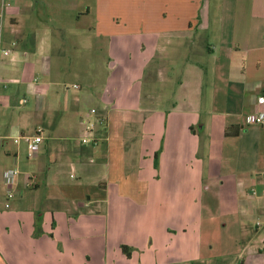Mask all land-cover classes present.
Returning a JSON list of instances; mask_svg holds the SVG:
<instances>
[{
  "label": "crops",
  "instance_id": "crops-1",
  "mask_svg": "<svg viewBox=\"0 0 264 264\" xmlns=\"http://www.w3.org/2000/svg\"><path fill=\"white\" fill-rule=\"evenodd\" d=\"M68 1L108 38L107 75L66 104L37 80L27 108L0 77V264H264V125L245 123L264 95V0ZM48 2L0 0V34L56 81ZM30 124L43 141L23 170Z\"/></svg>",
  "mask_w": 264,
  "mask_h": 264
},
{
  "label": "rangeland",
  "instance_id": "rangeland-1",
  "mask_svg": "<svg viewBox=\"0 0 264 264\" xmlns=\"http://www.w3.org/2000/svg\"><path fill=\"white\" fill-rule=\"evenodd\" d=\"M11 2V0H7ZM48 7L46 9V13H43V20L40 33L47 34L46 38L49 39L50 42V51L52 53L51 57L56 59V55L54 54V47L59 45L62 49V56L60 63L63 65L61 72L58 75L56 81H51L50 78H46L40 73L31 69H28V64L26 60L32 58L35 54L30 53L26 56L22 55V52L14 48L12 54L8 58H2L0 60V77L2 78L1 82L6 89L8 88V92L14 91L15 100L19 103L17 106H22V100L30 96L31 88L26 89V87H31L36 85L37 80L40 83L43 82H55L56 85H46L45 92L48 94H56L58 101L61 103H67L73 96L75 97L78 92L72 89L71 85L76 82H82L85 86L82 92L87 93L89 91L90 85L92 81L97 82L99 89L103 88V84L105 82V77L107 75V63L109 61V44L108 38H101L99 40L91 34L90 32H95V21L92 17L83 18L79 21L76 19V13L67 12L70 10L66 8L69 6V1L64 5L60 2V0H47ZM13 3L15 1H12ZM64 2V1H63ZM74 2V1H73ZM77 4H82V2H78ZM64 6V7H63ZM45 8V7H44ZM67 12V13H66ZM38 25H40L38 23ZM4 27H9L6 23ZM101 28L98 27V31ZM2 41V38H1ZM74 41H76L79 45H74ZM9 48L6 43H1V49ZM14 59V66L9 72L8 76H1L2 72L5 71V68L8 67V63H10ZM58 60V59H57ZM12 67V66H11ZM21 83L22 88L18 93V85L14 83ZM12 83V84H9ZM3 88V86L1 85ZM4 90V88H3ZM47 94V95H48ZM69 97V98H68ZM30 99V97H29ZM28 100V99H27ZM32 105V101L29 105L26 104V108ZM90 105H83V109L89 108ZM46 123L50 122V118L46 116ZM89 121H93V115H90L88 118ZM48 129V128H47ZM43 131V130H42ZM26 135H33L34 129L32 124H30L26 129ZM44 136H49L46 131H43ZM57 139L61 143L69 142V136H56ZM26 148L22 149L23 160L21 167L23 170H26L31 163H33L34 158L29 161L25 160ZM36 159V158H35ZM29 170V169H28ZM234 246L229 245L225 246V249L228 251H232Z\"/></svg>",
  "mask_w": 264,
  "mask_h": 264
},
{
  "label": "built area",
  "instance_id": "built-area-1",
  "mask_svg": "<svg viewBox=\"0 0 264 264\" xmlns=\"http://www.w3.org/2000/svg\"><path fill=\"white\" fill-rule=\"evenodd\" d=\"M15 46H16V43L12 42L10 44V48L1 49V34H0V54L3 57L10 56L12 53V48ZM74 87L78 88V86H76V85H74ZM26 102H27L26 99H24L22 101V104L24 105V104H26ZM257 103L260 107L259 111L254 115H248L245 117V123L247 126H249V125H254V126L264 125V95H261L258 97ZM90 115H95V111L94 110L90 111L88 118ZM97 122H100V121L97 119L96 120L94 119L93 121H89L87 119L86 124H85L87 132L92 131L94 126H95V123H97ZM21 138H24V140L26 141V158L27 159L34 158L40 149L41 142L43 141V138L41 136V132L36 131L33 135L25 136V137H21ZM17 141H18V139L15 140V142H17ZM81 141L83 143L97 144L98 139H95L93 137H89L87 135ZM18 174H19V171L17 169H8L3 174L4 182L8 187V189L6 191V203H5L6 208L9 207V203L14 197L12 186H13L14 181H15L16 177L18 176Z\"/></svg>",
  "mask_w": 264,
  "mask_h": 264
},
{
  "label": "trees",
  "instance_id": "trees-1",
  "mask_svg": "<svg viewBox=\"0 0 264 264\" xmlns=\"http://www.w3.org/2000/svg\"><path fill=\"white\" fill-rule=\"evenodd\" d=\"M156 162H157V155H155V166H156ZM126 248L127 247L123 246V247H121V250L126 256H130V254L126 252Z\"/></svg>",
  "mask_w": 264,
  "mask_h": 264
}]
</instances>
